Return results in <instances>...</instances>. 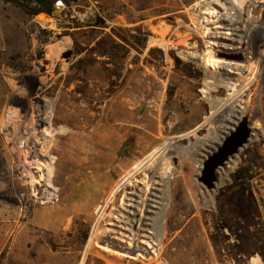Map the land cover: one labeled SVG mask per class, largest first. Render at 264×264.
Wrapping results in <instances>:
<instances>
[{
  "label": "rangeland",
  "instance_id": "obj_1",
  "mask_svg": "<svg viewBox=\"0 0 264 264\" xmlns=\"http://www.w3.org/2000/svg\"><path fill=\"white\" fill-rule=\"evenodd\" d=\"M206 1L76 0L41 17L3 3L0 264H264V0H234L255 26L250 53L231 59L243 69L228 74L218 53L229 52L217 41L234 38L219 17L228 0ZM95 22L94 34H68ZM237 78L247 85L241 93L227 83ZM225 103V115H244L257 139L208 188L207 163L242 121L208 149L218 124L208 117ZM49 106V118H34L33 107L46 113ZM126 140L132 144L118 158ZM163 143L172 144L157 152ZM166 163L160 222L142 229L138 210L155 187L151 173H164ZM176 179L177 198L189 207L177 224L168 217ZM248 216L256 223L247 224ZM235 220L257 227L259 241L227 256L221 242Z\"/></svg>",
  "mask_w": 264,
  "mask_h": 264
},
{
  "label": "bare ground",
  "instance_id": "obj_2",
  "mask_svg": "<svg viewBox=\"0 0 264 264\" xmlns=\"http://www.w3.org/2000/svg\"><path fill=\"white\" fill-rule=\"evenodd\" d=\"M239 1V0H238ZM207 5L209 6V2L210 0L206 1ZM213 2V1H212ZM216 4V3H214ZM228 6H226L225 8H222L223 11L220 12L219 17H221V21H223V23L227 26L230 27L231 32L234 34V38L229 37L227 38H221V35L218 37L219 39L218 44L219 46H221V49L227 51V52H238L240 54H244V55H248L250 53V45L245 44L246 41V37L249 35L251 28H253V26H255V24H253L254 22L250 20L249 23L244 22L243 19L241 18V14H240V10L238 9L239 4L234 2V0H231V2H227ZM211 6V5H210ZM220 6V5H219ZM218 7V6H217ZM218 14V13H217ZM43 16L42 14H40L38 17ZM222 23V22H221ZM195 25V24H194ZM245 26V29H242V27ZM176 36V35H175ZM180 39V38H179ZM217 43V42H215ZM186 46V45H185ZM195 46V45H194ZM218 47V46H217ZM217 49V48H216ZM220 49V48H219ZM211 51V49H210ZM211 54V53H209ZM237 54V53H236ZM245 57V56H244ZM213 59V58H211ZM225 59V58H224ZM207 61H209V56L206 59ZM212 61V60H211ZM218 61V60H217ZM223 61V60H222ZM249 62V61H248ZM219 63V62H218ZM217 63V64H218ZM242 62H238L235 60H224L222 65L224 66L225 72L226 74H228V71H239L241 66H244L243 64H241ZM248 66V65H247ZM249 67V66H248ZM247 67V68H248ZM245 68V67H244ZM243 69V67H241V70ZM253 70V69H252ZM247 71V70H245ZM253 74V73H252ZM247 75V72H246ZM218 77V76H217ZM244 77V76H243ZM227 78V77H226ZM228 79V78H227ZM215 80V79H214ZM213 80V81H214ZM220 83V81L222 82V80L217 79ZM215 82V83H217ZM226 82V81H225ZM249 82V81H248ZM256 82V81H255ZM224 83V82H223ZM229 84L232 85V88H237L238 85L239 88L235 89L237 90V93H241L244 89H246L247 85H241L242 83L239 81V78L236 79V81L233 82H227ZM241 83V84H240ZM228 85V84H227ZM234 90V91H235ZM248 91V89H247ZM235 92V94H236ZM234 94V95H235ZM248 97V96H247ZM226 98V97H225ZM232 98V97H231ZM226 102V101H225ZM223 103V102H222ZM221 104V103H220ZM227 104V105H226ZM230 104V103H229ZM228 103H225L223 105H220L218 107V111H215L210 117H208L209 121H213L216 120L218 122V124H216V127L214 128L215 131V135L212 136V139H210V141L208 143L209 144V148H215L217 147L216 145L223 139L224 136H226L230 130L232 129V126L235 125L240 119H245L244 115H230L227 113V115H225V111H226V107L229 105ZM215 106V105H214ZM231 109V107H229ZM228 110V109H227ZM51 113V106H49V108L46 110L47 114L46 116H49V114ZM218 119V120H217ZM253 119V118H252ZM249 120V119H248ZM252 122V121H251ZM217 131V132H216ZM214 133V132H213ZM217 134V135H216ZM254 136H250L249 140L256 138V134H253ZM257 139V138H256ZM166 141V140H165ZM167 142V141H166ZM222 142V141H221ZM201 143V142H200ZM172 143H163L162 146L160 147V149L158 148L157 152L162 150L165 151L167 150ZM203 144V143H202ZM206 144V142H205ZM203 144V145H205ZM159 146V145H158ZM206 146V145H205ZM161 151V152H162ZM209 151V150H208ZM171 151L169 150L168 153H170ZM156 154V152H155ZM154 154V155H155ZM237 155V154H236ZM238 161V157L237 158H233L230 159L228 162H226L225 167L220 168V170H218L216 172L217 177L220 180H223L224 176L227 175L228 173V168L232 169L235 167L236 163ZM43 164V163H41ZM201 164V160H198V167H200L199 165ZM40 165V164H39ZM227 166V167H226ZM46 168H48L47 166H45ZM169 169V164L166 163L164 165V173L159 174L158 176H155L157 174V171H153L151 173V177L152 178V183L155 185V187L149 191V193H147L146 198H142V206L139 208L138 210V215L139 217L137 218V223L141 226L142 229H148V228H154V226L156 225V223H158L159 219H161V214L164 208V202L166 200V191L168 189V182H169V178L170 175L169 173H166ZM48 170V169H47ZM46 171V170H45ZM51 172L50 170L48 171V173ZM49 175V174H47ZM51 175V173H50ZM157 177V178H155ZM50 178V177H49ZM157 179V180H156ZM47 180V179H46ZM48 182V181H47ZM179 179H176V181L173 184L172 187V199H171V204L168 208V217L169 219H172L176 224L178 221H180L181 215H179V212H188L189 211V207L186 205L187 203V199L185 196H182V199L179 201L177 198V194H179ZM47 184V183H46ZM237 190V189H236ZM240 190V189H239ZM242 191V190H241ZM239 191V192H241ZM193 194V193H192ZM228 194V193H227ZM210 191H208L206 188H204V190L202 191V196L205 199V201H209L210 199ZM239 194H237L238 196ZM142 196V195H141ZM233 196V195H232ZM244 196V195H243ZM145 197V196H144ZM242 197V196H241ZM245 197V196H244ZM243 197V198H244ZM247 197V196H246ZM235 198V197H234ZM233 198V199H234ZM217 199V198H216ZM232 199V198H231ZM233 201V200H230ZM240 201V200H239ZM236 202V201H235ZM222 203V202H221ZM233 203V202H232ZM197 206V203H195ZM242 208V207H241ZM239 210V209H238ZM129 211V210H128ZM230 213V212H229ZM234 213V212H233ZM241 213V211H240ZM134 214V212H133ZM191 214V213H190ZM242 214V213H241ZM240 214V215H241ZM188 215V214H187ZM201 215V214H200ZM195 216V215H194ZM243 216V215H241ZM197 217V216H195ZM225 217V216H224ZM223 218V216H222ZM232 218V217H231ZM244 218V217H243ZM188 219V218H187ZM217 219V218H216ZM227 219H229L227 217ZM226 219V220H227ZM238 219V218H237ZM242 219V217H241ZM245 219V218H244ZM243 219V220H244ZM224 220V219H223ZM134 221V220H131ZM183 221V220H182ZM181 221V222H182ZM195 221V220H194ZM247 224H255V219H253L252 217L248 216L247 218ZM160 222V221H159ZM184 222V221H183ZM227 222V221H226ZM173 223V224H175ZM226 224V223H225ZM193 225V224H192ZM244 222L242 223L239 220H235V222H233L230 231L228 233V235L226 237H224V241L221 242V247L223 249V252L227 255V256H234L236 253L238 252H245L247 249H250V247H254L257 246L258 241H259V235H258V231H257V227L252 226V228L250 230H247L246 228H244ZM229 226V225H228ZM186 227V226H185ZM197 230V229H196ZM194 233V232H193ZM224 235V234H223ZM194 236V235H193ZM222 236V235H221ZM228 237L230 238V240H228ZM195 238V237H194ZM221 238V237H220ZM198 239V238H197ZM201 239V237H200ZM232 239V240H231ZM192 240V237L191 239ZM197 241V240H196ZM174 242V241H173ZM201 242V241H199ZM192 244H194V242H192ZM214 244V242H213ZM199 245V244H198ZM193 246V245H191ZM203 245H199V247L202 248ZM207 246V245H206ZM195 247V245H194ZM193 247V248H194ZM210 248V247H209ZM180 249V247H179ZM192 249V248H190ZM195 249V248H194ZM193 249V250H194ZM201 250V249H200ZM199 250V251H200ZM263 250V249H261ZM179 251V250H178ZM182 251V250H181ZM202 251V250H201ZM200 251V252H201ZM205 251V249H204ZM209 251V250H208ZM202 253V252H201ZM221 250H218V248H214L213 251L211 252V255L213 256V258H218L220 256ZM192 254V253H191ZM199 254V253H198ZM204 255V254H203ZM239 257V256H237ZM191 258V255H190ZM199 258V257H198ZM195 259V258H194ZM192 260V258H191ZM210 260V259H209ZM208 260V262H209ZM215 260V259H214ZM194 261V260H193ZM195 262V261H194ZM192 263V262H191ZM195 264V263H194Z\"/></svg>",
  "mask_w": 264,
  "mask_h": 264
},
{
  "label": "water",
  "instance_id": "obj_3",
  "mask_svg": "<svg viewBox=\"0 0 264 264\" xmlns=\"http://www.w3.org/2000/svg\"><path fill=\"white\" fill-rule=\"evenodd\" d=\"M225 5H227V2H225ZM59 12L58 8L54 9V13ZM40 14L46 15L44 12L37 13L36 15L39 16ZM72 54L71 50H67L63 52V57L65 59H68L69 56ZM218 56L224 57L225 59H241V54H232V53H218ZM147 106V102H143L140 108L137 111L136 119L138 120L140 116L145 111V108ZM250 136V127L246 124V119H242L239 127L237 128V131L232 134V136L227 140L224 147L221 148L219 153L215 155L211 161L207 163V176L205 178V182L207 184L208 188H211L213 186V182L216 180V168H220L222 166L226 165V162L230 159L234 158L236 154L239 153L240 149L245 146V144L248 142ZM131 141H123L121 143L120 149L117 152V157L119 158L123 151L126 148H129L131 146Z\"/></svg>",
  "mask_w": 264,
  "mask_h": 264
},
{
  "label": "trees",
  "instance_id": "obj_4",
  "mask_svg": "<svg viewBox=\"0 0 264 264\" xmlns=\"http://www.w3.org/2000/svg\"><path fill=\"white\" fill-rule=\"evenodd\" d=\"M5 3H11L15 6H18L19 8H21L26 14L28 15H36L37 13L40 12H44L48 15H54V9L56 8L55 6V1L56 0H2ZM66 5H70L73 4L76 0H62ZM101 18L98 17L97 18V22H101ZM92 25L91 28L86 27V28H82L81 25H77L74 27L73 31L71 33H68L73 40L76 39L75 37V32H79V33H90V34H94L97 32V30H99L96 26H98V24L95 22V24H90ZM5 199L8 200H12L8 197H3Z\"/></svg>",
  "mask_w": 264,
  "mask_h": 264
},
{
  "label": "crops",
  "instance_id": "obj_5",
  "mask_svg": "<svg viewBox=\"0 0 264 264\" xmlns=\"http://www.w3.org/2000/svg\"><path fill=\"white\" fill-rule=\"evenodd\" d=\"M3 1L0 0V53L4 50V47L6 45V39H5V33H4V22H3V14H4V8H3Z\"/></svg>",
  "mask_w": 264,
  "mask_h": 264
},
{
  "label": "flooded vegetation",
  "instance_id": "obj_6",
  "mask_svg": "<svg viewBox=\"0 0 264 264\" xmlns=\"http://www.w3.org/2000/svg\"><path fill=\"white\" fill-rule=\"evenodd\" d=\"M253 24H255V23H253ZM259 26V25H258ZM229 27V26H228ZM229 29H230V27H229ZM245 44H248V42H247V37H246V41H245ZM249 45V44H248ZM52 103V109H53V105H54V102L53 101H46V106L48 105V103ZM52 109H51V113H52ZM32 110H33V112L35 111V113H34V118L35 119H39V118H41L42 116H43V114H44V118H49V116L51 115V113H50V115L49 116H46V114H45V110H44V112H41V113H36V108L35 107H33L32 108Z\"/></svg>",
  "mask_w": 264,
  "mask_h": 264
},
{
  "label": "built area",
  "instance_id": "obj_7",
  "mask_svg": "<svg viewBox=\"0 0 264 264\" xmlns=\"http://www.w3.org/2000/svg\"><path fill=\"white\" fill-rule=\"evenodd\" d=\"M71 5L72 4L66 5L62 0H56L55 1V6H56V8L59 9L60 13L64 10V8H67V7L71 6Z\"/></svg>",
  "mask_w": 264,
  "mask_h": 264
}]
</instances>
